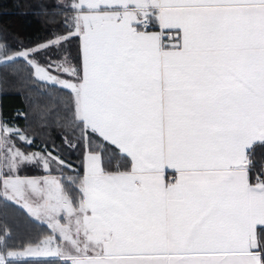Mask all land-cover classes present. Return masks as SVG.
Instances as JSON below:
<instances>
[{
	"label": "snow or ice",
	"instance_id": "obj_1",
	"mask_svg": "<svg viewBox=\"0 0 264 264\" xmlns=\"http://www.w3.org/2000/svg\"><path fill=\"white\" fill-rule=\"evenodd\" d=\"M57 5L62 31L0 38V67L67 90L82 159L0 115V264H264V0ZM11 203L49 231L20 237Z\"/></svg>",
	"mask_w": 264,
	"mask_h": 264
},
{
	"label": "trees",
	"instance_id": "obj_2",
	"mask_svg": "<svg viewBox=\"0 0 264 264\" xmlns=\"http://www.w3.org/2000/svg\"><path fill=\"white\" fill-rule=\"evenodd\" d=\"M61 19V9L51 0H0V38L12 48H31L49 40L53 32L62 31ZM69 47L72 55L77 56L78 43L74 40ZM29 72L23 63L0 67V115L25 129L37 145L48 144L51 147L54 144L62 158L79 169L81 150L64 144L62 136L66 129L57 122V113L63 114L55 102L61 90L50 91V86L38 88L30 82ZM18 112L26 113V118L17 116ZM262 159L264 151H256L254 163L257 167ZM65 175L71 173L66 172ZM6 213L9 222L16 226L24 239L49 231L12 203Z\"/></svg>",
	"mask_w": 264,
	"mask_h": 264
},
{
	"label": "crops",
	"instance_id": "obj_3",
	"mask_svg": "<svg viewBox=\"0 0 264 264\" xmlns=\"http://www.w3.org/2000/svg\"><path fill=\"white\" fill-rule=\"evenodd\" d=\"M52 1V4L53 5H56V6H58L57 5V0H51ZM63 2L64 3H67V0H63ZM74 40H75V38H74ZM70 48V47H69ZM78 49H79V44H78ZM74 62H76V61H74ZM65 78L66 79H72L71 77H67V76H65ZM50 87H52V86H50ZM61 92H67V90H61ZM67 131V130H66ZM33 147H35V146H33ZM68 152V151H67ZM26 174H28V175H33V174H40V173H38V172H36L35 170H32V171H29L28 173H26ZM13 205H15V206H17V207H19L20 209H22L28 216H29V214L27 213V209H25V208H23L21 205H19V204H15V203H12ZM30 217V216H29ZM31 218V217H30ZM33 221H35L33 218H31ZM36 223H38L39 224V222H37V221H35ZM41 225V224H40ZM44 226V225H43ZM46 227V226H45Z\"/></svg>",
	"mask_w": 264,
	"mask_h": 264
},
{
	"label": "rangeland",
	"instance_id": "obj_4",
	"mask_svg": "<svg viewBox=\"0 0 264 264\" xmlns=\"http://www.w3.org/2000/svg\"><path fill=\"white\" fill-rule=\"evenodd\" d=\"M65 78V77H64Z\"/></svg>",
	"mask_w": 264,
	"mask_h": 264
}]
</instances>
